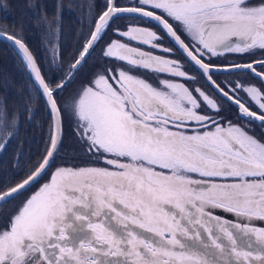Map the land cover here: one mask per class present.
<instances>
[{
    "label": "snow or ice",
    "instance_id": "6c2138e0",
    "mask_svg": "<svg viewBox=\"0 0 264 264\" xmlns=\"http://www.w3.org/2000/svg\"><path fill=\"white\" fill-rule=\"evenodd\" d=\"M125 15L154 23L163 35L141 26L113 28ZM45 21L57 39L58 22ZM89 27L67 71L55 79L46 78L22 29H0V38L21 53L53 117L42 159L13 186L0 185V206L47 174L63 142L66 114L75 118L87 152L107 165L57 168L0 229V264H264V226L256 224L264 222V141L231 121L219 123L216 102L163 47L167 37L208 88L235 97L244 118L264 125V59L213 60L222 52L264 50V0H105ZM109 30L168 55L113 39L101 54L122 66L98 70L65 106L62 93ZM136 69L170 79L153 85L134 75ZM220 74H251L260 88L229 81L235 85L229 96L214 79ZM238 90L259 115L241 103ZM206 109H216L215 116ZM17 131L15 114L0 107V151ZM117 256L122 259H111Z\"/></svg>",
    "mask_w": 264,
    "mask_h": 264
},
{
    "label": "rangeland",
    "instance_id": "374dc122",
    "mask_svg": "<svg viewBox=\"0 0 264 264\" xmlns=\"http://www.w3.org/2000/svg\"><path fill=\"white\" fill-rule=\"evenodd\" d=\"M14 2L15 3H13L11 6L9 0H0V29H4L6 27L3 24V19L10 18L8 22L9 24H11L10 27L12 29L9 30L8 28H6V31L8 33L14 34L22 29L24 41L29 42L32 45L31 47V45L28 43L32 48L34 55L37 58H43L44 64L48 68L55 67L58 69L57 72H59L60 76L63 75V73L67 71L70 62L73 59V56L77 53V50L81 48L82 41L89 32L88 27L91 23L92 14L97 13V11L94 10V0H15ZM95 2L96 8L101 6V3L98 4L97 1ZM5 4L7 5V9L3 7V5ZM104 4L105 1L102 0L101 8L104 7ZM65 13L69 18V23L64 24L66 26L64 32L59 31L58 38L52 40V38L49 36V24L45 21V17H47L48 21H62L61 19L63 18ZM111 32H108V34L106 33V35L104 36V40L99 43V45L95 48V51L92 52L91 56L87 58V62L84 63L83 67L79 69V72L75 76V79L72 81L71 85L62 93L63 101H61V103H64L65 106L71 103V98L79 91L81 86L86 85L89 80L93 78L94 73L98 71L96 69L122 66L121 64L116 65L114 63L115 60L106 59L101 54L106 44L111 40L116 39L114 38L115 35H112ZM71 33L74 35L71 36ZM59 39H62L64 41L67 53L60 54V51H57L58 45L56 46V43ZM53 45H55L56 48L55 54L52 50ZM16 52L22 60L28 74H30L29 69L26 67V63L22 59V56L18 53V51ZM244 54L250 53H242V56L246 58H264V50L255 52V55L251 54L245 56ZM57 57H59V59ZM191 73H193L200 81L195 86H200L201 88L208 90L213 96L217 98L219 103L224 106L228 105V102L226 100H224L221 96L219 97L215 92L212 91V89L207 87L204 80L199 77L196 71L191 70ZM229 77L237 78L239 81L243 80L244 82L247 80L253 84L249 87L255 86L257 88H260V81L251 80L249 74H240L239 76L230 75ZM160 79L162 78H156V84ZM32 81L35 84L33 79ZM36 88L38 89L37 86ZM241 122L244 123V121ZM51 123L52 117L50 116V125ZM63 125V142L57 156L64 157L65 160L58 159L56 162H54L51 168L48 170L47 174H45V176L38 182L34 190L28 191L26 193L24 192V194L18 196L16 199H13L9 203L0 206V229H4L7 226V220H9V217L16 212L18 206L21 205V202L24 201L26 197L36 192L43 184L49 182L51 174L55 172L57 168L107 166L102 161H97V158L95 156L87 152L86 145H82L83 141L79 137V132L77 131V122L74 117L66 114ZM61 154L62 156H60ZM42 157L37 160V162L40 161ZM67 157H69L68 160ZM70 158L77 162L71 161ZM35 166L31 170H33ZM222 217L228 219L225 216ZM111 259L122 258L117 256L111 257Z\"/></svg>",
    "mask_w": 264,
    "mask_h": 264
},
{
    "label": "trees",
    "instance_id": "16d2710c",
    "mask_svg": "<svg viewBox=\"0 0 264 264\" xmlns=\"http://www.w3.org/2000/svg\"><path fill=\"white\" fill-rule=\"evenodd\" d=\"M9 19L4 18L3 24L11 30ZM61 41L60 54L67 53L64 41ZM26 43L32 51V45ZM37 59L42 65V71L46 72V78L55 79L60 76L57 68H48L43 58ZM0 107L6 108L7 116L12 117L15 114L18 119V131L3 151H0V185L9 187L21 180L42 157L50 135V114L43 96L40 95L16 50L1 40ZM27 109H31V113ZM82 145L85 146V143L82 142ZM58 159L65 160L64 157L57 156L54 162ZM70 160L77 162L71 158ZM37 184L26 192L34 190Z\"/></svg>",
    "mask_w": 264,
    "mask_h": 264
},
{
    "label": "flooded vegetation",
    "instance_id": "af4514ba",
    "mask_svg": "<svg viewBox=\"0 0 264 264\" xmlns=\"http://www.w3.org/2000/svg\"><path fill=\"white\" fill-rule=\"evenodd\" d=\"M9 1L11 3V6H12L13 3H15L14 2L15 0H9ZM95 1H97L98 4L101 3V6H102V0H94V5H95L94 6V10H96L97 13H99L104 7L101 8V6H100V7L96 8V2ZM121 2L122 3H126L127 0H121ZM254 2H255V0H254ZM97 13L92 14L90 25L93 22V16L95 14H97ZM61 20L62 21H58L57 20V22L59 24V31L64 32V30L66 28V26L64 24H68L69 23V18L67 17L66 13L64 14V16H63V18ZM125 26H128V27H132V26L147 27V28H150V29H152L154 31H157L158 33L163 35V33L160 32V29L158 27H156L154 23L146 24L143 21H140L138 19L132 18V17H130L128 15H125L124 18L116 20L115 24L113 25V28L119 27L120 29L123 30L125 28ZM59 31H58V33H59ZM88 31H90V27H88ZM111 31L112 30H109L108 32H111ZM108 32H107V34H108ZM111 34L115 35L114 38L120 39L122 42L130 43V46L139 47V48H141L144 51H152V52H154V54H157V55H162V56H167L168 55L166 53H163L159 49H155V50L152 49L149 45H142V44H139L137 41H131L130 42V41H128V39L126 37H119L113 31L111 32ZM73 35L74 34L71 33V36H73ZM103 40H104V38H103ZM103 40H101V41H103ZM61 42H62L61 39H59L57 41V43H56V46L58 45L57 46V51H60ZM163 47H168V48H171L173 50L174 55H172L171 58L180 60L182 63H184L186 68H190L192 71H196L194 68H191V66L187 64V62L184 60V56L182 55L181 50H179L178 47L170 39H168L167 37L164 38ZM258 51H261V50H259V49L255 50V52H258ZM244 55L248 56V55H251V54H244ZM57 58L59 59V57H57ZM258 59H264V58H251V57L246 58V57L242 56V53H228V52H222L218 57H213L214 61H217V62H220V63H247V62H250L252 60H258ZM114 63L116 65H120L121 64V62H118V61H114ZM96 70H100V69H96ZM191 70L189 71V74L192 75V76H195L193 73H191ZM133 74L144 78L145 80L149 81L153 85H156V78L157 77L158 78L161 77L162 79H170V77H168L167 75L156 74V73H153L151 71L143 70V69H136V70L133 71ZM229 76L230 75L220 74L217 77H214V79H216L217 83H219L220 86L222 88H224L225 91H228L231 95H232V93H231L230 89L232 87H234L235 85L234 84H229L228 83L229 81H237L240 84H242L245 89L247 87H249L250 85H253L252 83H250L247 80L245 82L243 80L239 81L237 78H232V77H229ZM249 76L251 77L250 78L251 80H258V79H255L251 74H249ZM175 79H177L179 82H184L180 78H175ZM195 87L200 88L201 90H203L207 95H209V97L211 99H213L216 102V104L218 105V108H219V116H216V119L218 120L219 123H221L224 126H227V122L231 121V123L234 124V125H238V126L244 127L246 131H249L250 135H253L258 140L264 141V125H262L257 120H250V119L242 117L239 114L238 107L235 106L234 104L230 103L226 99L223 98L224 100H226L228 102L227 104L229 106L228 105L224 106L221 103H219L217 98L215 96H213L208 90L203 89L200 86H195ZM218 96L220 97V95H218ZM236 96H238L239 99L241 100V102L244 103L247 107H249V109L251 111H254V112H257L258 114H260L259 111H258V107H257L256 103L254 101H251L250 97L247 96L244 91H239L238 90L237 93H236ZM205 111L207 112V114H211V115L215 116L216 109H206ZM235 114H236V118H235ZM241 121H244V123H242ZM201 130H203V129H201Z\"/></svg>",
    "mask_w": 264,
    "mask_h": 264
},
{
    "label": "water",
    "instance_id": "95a60500",
    "mask_svg": "<svg viewBox=\"0 0 264 264\" xmlns=\"http://www.w3.org/2000/svg\"><path fill=\"white\" fill-rule=\"evenodd\" d=\"M8 33V32H7ZM9 34H11V33H9ZM0 40L1 41H3V42H5V43H8L9 45H11L16 51H18V49H17V47L11 42V41H9V40H7V39H3V38H0ZM31 50V49H30ZM18 53L21 55V53L18 51ZM22 56V55H21ZM29 73H30V76H31V78L34 80V77H33V75H32V73L30 72V70H29ZM37 86V85H36ZM38 87V86H37ZM229 96H232L230 93H229ZM44 98V97H43ZM234 99H235V97H233V99L232 100H229V99H227L229 102H231L232 104H234L235 106H237L233 101H234ZM242 103V102H241ZM245 105V104H244ZM245 107H247L246 105H245ZM239 114L242 116V114H241V112L239 111ZM259 115V114H258ZM243 117V116H242ZM52 119H53V117H52ZM258 122H260L259 120H257ZM60 147H61V144L59 145V149H60ZM57 156V154L55 155V157ZM49 170V169H48ZM47 170V171H48ZM45 175V174H44ZM43 175V176H44ZM42 176V177H43ZM41 178H39V180H40ZM38 180V181H39ZM36 184V183H35ZM34 184V185H35ZM33 185V186H34ZM31 188V187H30ZM30 188H28V189H30ZM25 192V191H24ZM214 212L216 213V214H218V215H222V216H225V217H227V218H229V219H231V220H235L236 219V217L234 216V214H232V213H228V212H226V211H224V210H221V209H215L214 210ZM256 224L257 225H259V226H264V222H259V221H256Z\"/></svg>",
    "mask_w": 264,
    "mask_h": 264
}]
</instances>
